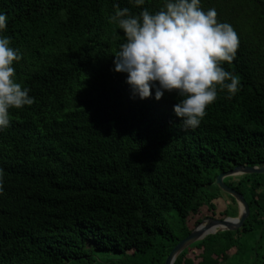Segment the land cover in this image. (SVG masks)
<instances>
[{
    "label": "trees",
    "instance_id": "16d2710c",
    "mask_svg": "<svg viewBox=\"0 0 264 264\" xmlns=\"http://www.w3.org/2000/svg\"><path fill=\"white\" fill-rule=\"evenodd\" d=\"M164 3L0 0L3 35L22 53L16 79L34 97L0 130V264H165L192 231L190 215L203 203L215 209L217 175L264 165V0H201L238 35L222 67L241 87L231 99L218 90L195 129L173 111L182 97L156 100L153 89L140 99L113 70L126 39L113 5L138 14ZM225 183L248 202L242 229L264 226V173ZM240 230L209 234L200 260L186 249L173 264H229Z\"/></svg>",
    "mask_w": 264,
    "mask_h": 264
},
{
    "label": "clouds",
    "instance_id": "9594fccd",
    "mask_svg": "<svg viewBox=\"0 0 264 264\" xmlns=\"http://www.w3.org/2000/svg\"><path fill=\"white\" fill-rule=\"evenodd\" d=\"M146 0H129L141 7ZM110 20L123 31L125 42L114 55L115 72L126 73V83L140 99L164 94L182 97L173 105L175 115L185 128H197L206 108L226 91L231 99L241 87L238 76L226 71L236 57L239 38L234 28L217 19L215 8L205 11L201 0H165L160 10L142 8L132 14L128 7L113 5ZM7 16L0 13V130L10 124V109L34 103L30 89L16 79L14 63L22 59L19 49L11 46ZM2 170H0V192Z\"/></svg>",
    "mask_w": 264,
    "mask_h": 264
},
{
    "label": "rangeland",
    "instance_id": "374dc122",
    "mask_svg": "<svg viewBox=\"0 0 264 264\" xmlns=\"http://www.w3.org/2000/svg\"><path fill=\"white\" fill-rule=\"evenodd\" d=\"M241 175H235V176H227L224 178L225 182H233L235 184H238L240 182ZM218 186V185H217ZM249 186L248 184L245 186L247 189ZM264 185H262L258 191H263ZM247 191V190H246ZM213 203L215 204V209L211 210L209 208V204L203 203L200 207H198L194 213H192L189 217L188 225L193 230L194 225H198L200 222H202L203 219L206 217H213L216 219L225 218L227 216H238L240 212V205L239 202L235 199L234 196L227 193L226 191L220 190L218 191V194L214 196ZM236 207H237V213H236ZM236 213V214H235ZM210 214V215H209ZM235 214V215H233ZM196 227V226H195ZM263 227V228H262ZM256 226L254 225L252 230H243L242 227L239 232L234 233V237L236 238L235 245L241 248V253H237L236 248L232 247L228 251V253L231 255L229 259L227 260V263L229 264H255V261L262 256H264V226ZM232 230V231H237ZM226 231V230H223ZM220 232V231H218ZM214 234V233H213ZM209 235V234H208ZM206 235V236H208ZM260 237H262L260 239ZM202 240V239H200ZM195 241L188 247H186L184 250H186V255L189 258L194 259L195 261H198L201 259L203 248L197 244L198 241ZM262 240L260 243L259 241ZM261 245V247H260ZM183 250V251H184ZM105 253L98 250L96 252L97 257L100 261L106 260ZM99 264V263H98Z\"/></svg>",
    "mask_w": 264,
    "mask_h": 264
},
{
    "label": "water",
    "instance_id": "95a60500",
    "mask_svg": "<svg viewBox=\"0 0 264 264\" xmlns=\"http://www.w3.org/2000/svg\"><path fill=\"white\" fill-rule=\"evenodd\" d=\"M250 173H264V165H254V166H236L233 169L223 171L219 175H217L215 181L216 184L224 191L227 193L231 194L232 196L235 197V199L239 202L240 207L243 205V210L239 212V215L234 217L236 219V222L234 224L228 223L227 218L225 219H216L213 217H206L205 219L202 220L204 222L205 220L209 221V224L211 223H224L227 224V228H220L215 232L209 233V234H215L218 231H223V230H236L239 229L243 226L245 220L248 218L250 214V209L248 202L246 201L244 195L235 189L234 187H231L227 183H225L224 178L227 176H235V175H241V174H250ZM200 222L194 229L190 232L189 235H187L185 238H183L181 241H179L168 257L166 258L165 264H173L177 258V256L189 245L194 243L197 240L204 239L205 236H200V232L198 231L199 225L202 223ZM208 235V234H207Z\"/></svg>",
    "mask_w": 264,
    "mask_h": 264
},
{
    "label": "bare ground",
    "instance_id": "6f19581e",
    "mask_svg": "<svg viewBox=\"0 0 264 264\" xmlns=\"http://www.w3.org/2000/svg\"><path fill=\"white\" fill-rule=\"evenodd\" d=\"M242 210H243V205L240 207V211H242ZM225 218H227L228 223L234 224L236 222V219L234 218V216H227ZM225 218H223V219H225ZM220 228L226 229L227 224H224V223H211V224H209V221L205 220L204 222H202L199 225L198 231L200 232V236H205L209 233L217 231Z\"/></svg>",
    "mask_w": 264,
    "mask_h": 264
}]
</instances>
